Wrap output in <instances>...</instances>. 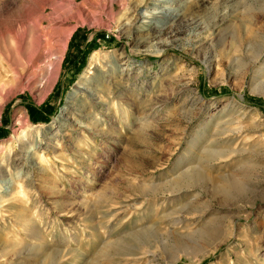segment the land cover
Segmentation results:
<instances>
[{
    "label": "rangeland",
    "instance_id": "obj_1",
    "mask_svg": "<svg viewBox=\"0 0 264 264\" xmlns=\"http://www.w3.org/2000/svg\"><path fill=\"white\" fill-rule=\"evenodd\" d=\"M0 264H264V0H0Z\"/></svg>",
    "mask_w": 264,
    "mask_h": 264
}]
</instances>
